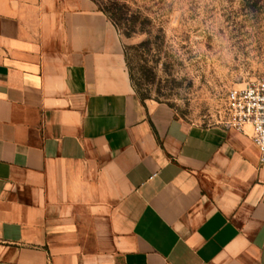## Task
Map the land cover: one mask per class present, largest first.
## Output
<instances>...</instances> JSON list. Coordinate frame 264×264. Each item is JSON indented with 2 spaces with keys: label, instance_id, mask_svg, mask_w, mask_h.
I'll return each mask as SVG.
<instances>
[{
  "label": "crops",
  "instance_id": "1",
  "mask_svg": "<svg viewBox=\"0 0 264 264\" xmlns=\"http://www.w3.org/2000/svg\"><path fill=\"white\" fill-rule=\"evenodd\" d=\"M251 132L142 101L94 0H0V264H264Z\"/></svg>",
  "mask_w": 264,
  "mask_h": 264
},
{
  "label": "rangeland",
  "instance_id": "2",
  "mask_svg": "<svg viewBox=\"0 0 264 264\" xmlns=\"http://www.w3.org/2000/svg\"><path fill=\"white\" fill-rule=\"evenodd\" d=\"M126 4L137 32L126 36L124 21L120 34L138 95L168 104L178 119L222 124L229 91L264 77V0Z\"/></svg>",
  "mask_w": 264,
  "mask_h": 264
},
{
  "label": "built area",
  "instance_id": "3",
  "mask_svg": "<svg viewBox=\"0 0 264 264\" xmlns=\"http://www.w3.org/2000/svg\"><path fill=\"white\" fill-rule=\"evenodd\" d=\"M226 116L221 123L226 128L252 129L251 138L259 152V163L264 166V77L230 90L225 102Z\"/></svg>",
  "mask_w": 264,
  "mask_h": 264
},
{
  "label": "trees",
  "instance_id": "4",
  "mask_svg": "<svg viewBox=\"0 0 264 264\" xmlns=\"http://www.w3.org/2000/svg\"><path fill=\"white\" fill-rule=\"evenodd\" d=\"M94 1L96 2L98 7L100 8V10L102 12H104L107 15V17L113 22V24L116 26V28L118 29L119 32H121L122 23H124V21H127L129 23L128 25L130 27V28H126L127 32H125V31L123 32L126 36L131 35V33L137 32L135 30L136 29L135 26L137 23V17H133L132 15H130L129 6L126 4V0H109L106 4H103L100 0H94ZM145 43L146 42H144L142 44H145ZM125 56H126V62H127V66L129 69L132 84L134 86L136 93L138 94L136 85H135L133 77H132L131 70L129 68L128 56H127L126 51H125ZM141 99H142V101H144L143 98H141Z\"/></svg>",
  "mask_w": 264,
  "mask_h": 264
}]
</instances>
